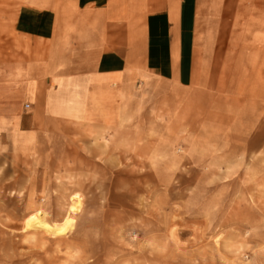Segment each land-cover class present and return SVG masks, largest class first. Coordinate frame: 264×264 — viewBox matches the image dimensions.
Segmentation results:
<instances>
[{
	"label": "crops",
	"instance_id": "crops-1",
	"mask_svg": "<svg viewBox=\"0 0 264 264\" xmlns=\"http://www.w3.org/2000/svg\"><path fill=\"white\" fill-rule=\"evenodd\" d=\"M234 4L0 0V158L40 162L53 147L56 164L70 148L93 164L111 134L126 150L183 129L201 146L215 133L232 158L264 147V121L250 129V24Z\"/></svg>",
	"mask_w": 264,
	"mask_h": 264
},
{
	"label": "rangeland",
	"instance_id": "rangeland-1",
	"mask_svg": "<svg viewBox=\"0 0 264 264\" xmlns=\"http://www.w3.org/2000/svg\"><path fill=\"white\" fill-rule=\"evenodd\" d=\"M222 2L228 13L237 3L239 28L250 24L255 131L264 121V0ZM199 135L142 134L143 148L119 150L111 134L109 154L101 148L93 164L77 163L70 148L56 164L53 147L40 162L0 158V264H264V147L232 158L215 133L207 146ZM37 211L58 228L72 224L62 236L27 228Z\"/></svg>",
	"mask_w": 264,
	"mask_h": 264
},
{
	"label": "bare ground",
	"instance_id": "bare-ground-1",
	"mask_svg": "<svg viewBox=\"0 0 264 264\" xmlns=\"http://www.w3.org/2000/svg\"><path fill=\"white\" fill-rule=\"evenodd\" d=\"M72 219L71 217H67L63 222L60 228H58L55 225H51V223H48L47 219H46V213H43V218L41 217V212L37 211V214L30 220L28 221L25 225L27 228H29L31 226V224L33 223L37 228H41L43 230H45V232L47 233H51L53 235H65L66 234V225H68L69 223H71ZM72 224V223H71ZM49 225H51L49 227ZM25 227V228H26ZM34 230V229H33Z\"/></svg>",
	"mask_w": 264,
	"mask_h": 264
},
{
	"label": "built area",
	"instance_id": "built-area-1",
	"mask_svg": "<svg viewBox=\"0 0 264 264\" xmlns=\"http://www.w3.org/2000/svg\"><path fill=\"white\" fill-rule=\"evenodd\" d=\"M25 107H28V105H25Z\"/></svg>",
	"mask_w": 264,
	"mask_h": 264
}]
</instances>
